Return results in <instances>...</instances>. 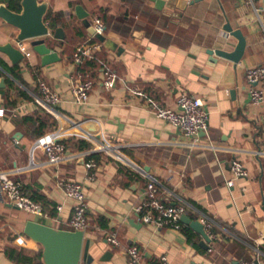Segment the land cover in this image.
Listing matches in <instances>:
<instances>
[{
  "label": "crops",
  "instance_id": "0c3cea01",
  "mask_svg": "<svg viewBox=\"0 0 264 264\" xmlns=\"http://www.w3.org/2000/svg\"><path fill=\"white\" fill-rule=\"evenodd\" d=\"M19 1L0 0L12 8ZM41 1L48 2V12H63L62 25L51 27L46 40L61 59L43 65L29 41L24 43L31 55L17 65L0 51V58L17 68L3 69L0 77V83L5 79L0 87L5 108L0 116V172L22 182L24 191L42 203L46 216H31L0 193V264H18L7 254L8 247L25 253L39 249L31 242L16 243L27 220L70 229L74 202L60 184L63 179L86 186L90 264H130L126 252L130 245L139 246L143 264H161L163 255L168 264L242 260L264 264V95L253 104L246 78L249 67L264 64V33L257 11L264 0H167L162 9L150 0ZM78 4L90 21L103 20L104 36L111 40V47L103 42L98 53L96 63L101 67L92 76L95 85L85 103H77L73 94L83 71L72 55L91 38L75 13ZM227 22L241 29L247 40L238 64L208 53V49L235 48L237 39L225 30ZM57 28H62L63 39L54 38ZM18 32L0 18V45H18ZM103 66L118 74L111 89L103 84ZM42 83L59 93L57 112L40 102ZM135 87L142 94L135 93ZM254 87L264 92V80ZM182 93L201 98L209 112L208 134L200 135L196 147L180 129L151 111L153 103L176 108ZM40 119L46 122L44 128ZM72 122L81 129L71 128ZM83 130L100 135L112 150L95 151L98 145L91 142L89 148H80L76 141L85 139ZM53 133L68 147L69 157L59 164L47 163L37 146L41 137ZM90 158L97 162L91 171L85 166ZM236 160L247 175L233 173ZM92 172L94 179L89 180ZM150 180H155L165 203L185 204L186 214L200 222L209 218L215 234L209 248L183 222L191 237L183 227L177 230L142 219L137 206L145 199ZM110 233L117 234L121 246L108 241Z\"/></svg>",
  "mask_w": 264,
  "mask_h": 264
},
{
  "label": "built area",
  "instance_id": "2783aa9c",
  "mask_svg": "<svg viewBox=\"0 0 264 264\" xmlns=\"http://www.w3.org/2000/svg\"><path fill=\"white\" fill-rule=\"evenodd\" d=\"M262 18V28L264 33V6L257 10ZM92 26L95 28L96 33L105 34L106 25L100 17H94L91 21ZM95 36L91 35V38L86 42L80 44L72 55L73 62L77 65H83L88 61L97 60L98 53L102 50L103 42L95 40ZM19 48L26 56H30L31 52L26 50L24 42H18ZM103 84L106 88H113L117 84L119 79L118 74L110 66H103L102 70ZM80 81L77 82L73 88L74 99L77 103H85L90 92L93 90L95 80L90 72H81L79 74ZM247 81L251 84L249 88L251 101L253 104H259L263 100L264 92L261 89L254 87V84L264 80V64L249 67L246 72ZM42 95L40 102L44 105L52 107L55 111L61 102V97L58 92L52 91L45 83L41 84ZM133 91L137 94H142L138 88H133ZM151 111L161 119L168 121L175 127L181 130L184 137L191 140L189 145L192 147L199 146L201 144L200 135L204 133L208 134V122L209 112L207 110L205 102L195 96L188 95L186 93L180 94L176 101V108L163 107L153 103L151 105ZM57 112V111H56ZM5 114V108L0 102V116ZM91 128L90 124H87ZM75 128L78 131L79 124L72 122L71 128ZM81 129V128H80ZM84 138L93 144L98 146L93 149H89L87 155L95 151L112 150L107 140L100 139L101 136L83 130L80 132ZM37 146L40 147L47 156V163L59 164L69 157L68 147L64 140L59 138L58 134H48L39 139ZM97 162L95 159L90 158L85 162V166L88 170H92L96 167ZM233 173L236 176H245L247 171L241 161L236 160L233 164ZM89 180L94 179V173H90ZM232 184V180L228 182ZM64 189L66 196L73 200V216L69 222L71 230H83L86 233L89 230V220L87 216L88 203L86 186L83 182L76 180L63 179L60 182ZM0 193L18 209L30 214L34 217H45L46 212L41 202L34 200L29 196L23 188V184L12 178L7 172H0ZM159 187L155 180H150L145 192V199L137 206V212L142 215V219L157 226H169L177 230L182 229L181 217L186 214L187 206L185 204L169 205L165 203L159 196ZM61 208V206H59ZM202 222L210 238H214L212 227L213 224L209 218H202ZM264 237V234L262 235ZM108 241L116 246H121V242L116 233H110L107 236ZM33 243V246L38 244L30 240L26 235H20L16 239V243L19 245ZM126 252L129 256L130 264H143V253L139 246L130 245L126 248ZM161 264H168L167 256L160 257ZM85 264V263H81ZM238 264H260L258 260H242Z\"/></svg>",
  "mask_w": 264,
  "mask_h": 264
},
{
  "label": "water",
  "instance_id": "95a60500",
  "mask_svg": "<svg viewBox=\"0 0 264 264\" xmlns=\"http://www.w3.org/2000/svg\"><path fill=\"white\" fill-rule=\"evenodd\" d=\"M150 1L154 2L159 9H162L167 2V0ZM19 5L20 10H14L8 4L0 2V18L19 30L15 41H29L34 51L41 56L43 65L60 60L59 53L48 46L46 42L47 37L51 36L52 33V28L46 21L49 11L48 2L20 0ZM75 13L91 35H94L101 42H106L111 47V40L107 39L103 34L96 33L89 20V13L82 5H76ZM225 30L237 39L235 48L231 51L208 49V53L211 57L217 55L238 64L245 54L246 37L241 29H233L229 22L225 24ZM54 38H64L62 28L55 29ZM0 51L5 53L14 65L19 64L25 58V54L18 45L12 42L0 45ZM211 60L215 61L214 58H211ZM4 84L5 79L2 78L0 87H3ZM181 221L198 232L202 236L200 244L205 248H209L211 238L202 222L192 219L187 214H183ZM23 233L41 246L43 264H90L93 260V256L89 253L90 240L86 238L83 230L56 228L47 223L29 219L25 222Z\"/></svg>",
  "mask_w": 264,
  "mask_h": 264
},
{
  "label": "trees",
  "instance_id": "16d2710c",
  "mask_svg": "<svg viewBox=\"0 0 264 264\" xmlns=\"http://www.w3.org/2000/svg\"><path fill=\"white\" fill-rule=\"evenodd\" d=\"M19 1V0H18ZM14 10H20V5L19 2L16 6H14L13 8ZM62 17H63V12H57V13H53V12H48L47 16H46V21L49 23V25L52 28H56L59 25H62L63 21H62ZM95 40H98L97 38H95ZM96 63V60H92V61H88L87 63L80 65L79 69L82 70L83 72H90L91 75L93 76V74L97 73V70L99 71V67H101L100 65H98ZM5 71H11L14 72L17 68H10L8 66V64L2 59L0 58V77H2L4 75V70ZM91 70V71H89ZM92 70H94L92 72ZM23 95L26 96L25 93H22ZM39 124L41 128H44L46 125V122L42 119L39 120ZM43 130H41L38 135H42ZM80 148H89L90 144L87 140L85 139H78L76 141ZM95 153L92 155V157L97 156ZM34 200H37L36 198L31 197ZM38 201V200H37ZM183 230L185 231L186 235L188 237H191V232L190 230L182 224ZM30 239V238H29ZM31 240V239H30ZM40 246V245H38ZM41 247V246H40ZM7 254L9 255V257L13 260H15L18 264H43L42 262V253L41 250H37V251H33L31 253H25L22 249H18L16 247H8L6 249ZM87 264V263H85Z\"/></svg>",
  "mask_w": 264,
  "mask_h": 264
},
{
  "label": "rangeland",
  "instance_id": "374dc122",
  "mask_svg": "<svg viewBox=\"0 0 264 264\" xmlns=\"http://www.w3.org/2000/svg\"><path fill=\"white\" fill-rule=\"evenodd\" d=\"M31 244H33V243H31ZM33 246V245H32ZM37 248H39L38 250L40 251L41 250V247L39 246V247H37Z\"/></svg>",
  "mask_w": 264,
  "mask_h": 264
}]
</instances>
